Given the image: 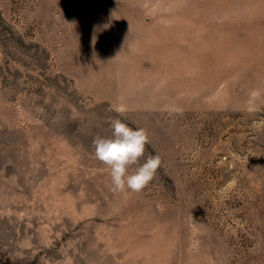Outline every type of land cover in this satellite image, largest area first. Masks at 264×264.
<instances>
[{
	"label": "rangeland",
	"instance_id": "1",
	"mask_svg": "<svg viewBox=\"0 0 264 264\" xmlns=\"http://www.w3.org/2000/svg\"><path fill=\"white\" fill-rule=\"evenodd\" d=\"M0 264H264V0H0Z\"/></svg>",
	"mask_w": 264,
	"mask_h": 264
},
{
	"label": "clouds",
	"instance_id": "2",
	"mask_svg": "<svg viewBox=\"0 0 264 264\" xmlns=\"http://www.w3.org/2000/svg\"><path fill=\"white\" fill-rule=\"evenodd\" d=\"M114 111L123 114L125 109L116 107ZM110 127V136L93 138L94 156L106 166L114 194H126L129 190L138 193L154 179L161 158L149 155L141 163L149 143L143 128L133 129L119 118L111 120Z\"/></svg>",
	"mask_w": 264,
	"mask_h": 264
}]
</instances>
